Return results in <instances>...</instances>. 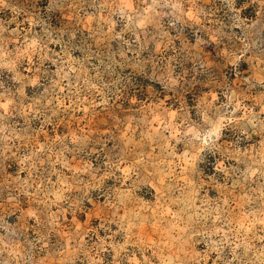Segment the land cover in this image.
Segmentation results:
<instances>
[{
  "label": "rangeland",
  "instance_id": "374dc122",
  "mask_svg": "<svg viewBox=\"0 0 264 264\" xmlns=\"http://www.w3.org/2000/svg\"><path fill=\"white\" fill-rule=\"evenodd\" d=\"M0 264H264V0H0Z\"/></svg>",
  "mask_w": 264,
  "mask_h": 264
}]
</instances>
